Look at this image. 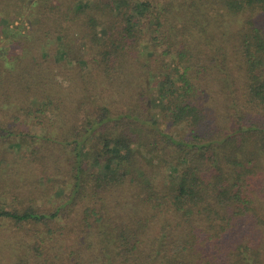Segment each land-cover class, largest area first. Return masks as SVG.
<instances>
[{"label": "trees", "instance_id": "16d2710c", "mask_svg": "<svg viewBox=\"0 0 264 264\" xmlns=\"http://www.w3.org/2000/svg\"><path fill=\"white\" fill-rule=\"evenodd\" d=\"M0 42V264H264V0H0Z\"/></svg>", "mask_w": 264, "mask_h": 264}, {"label": "rangeland", "instance_id": "374dc122", "mask_svg": "<svg viewBox=\"0 0 264 264\" xmlns=\"http://www.w3.org/2000/svg\"><path fill=\"white\" fill-rule=\"evenodd\" d=\"M18 22H19V21H18ZM18 22H17V23H18ZM2 43H3V42H0V45H2ZM26 150H27V149L24 148V150H22V151H23V152H26ZM22 151H19V149H16L15 152H14V154H15V155H18L19 153L21 154V153H23ZM14 154H13V155H14Z\"/></svg>", "mask_w": 264, "mask_h": 264}]
</instances>
